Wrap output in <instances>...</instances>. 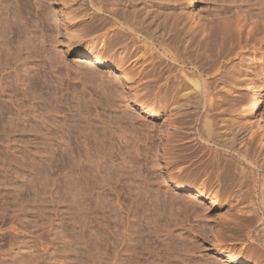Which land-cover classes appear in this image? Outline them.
I'll return each mask as SVG.
<instances>
[{
    "label": "rangeland",
    "instance_id": "1",
    "mask_svg": "<svg viewBox=\"0 0 264 264\" xmlns=\"http://www.w3.org/2000/svg\"><path fill=\"white\" fill-rule=\"evenodd\" d=\"M21 1L22 0H20V1L18 0L17 3H15V2L13 3V1H11L12 5L10 4V6H9V3H10L9 0H8L9 3L2 2V5L0 4L1 5L0 9L3 6H4V8L8 6L7 8L9 9V12L4 10L6 13L2 11L4 8H2V10H0V12H1L0 18H2L0 20L1 21L0 23L2 24V25L0 24V26H1L0 29L2 31H4L1 33V30H0V36L6 35V34L8 35L9 34L8 32H10V34L8 35V37L10 38L8 47H7V45H4L5 47L3 46V44H5V43L2 44V42H4L2 40L6 39V41H7V38H6L7 36L5 37V39L0 37L1 38L0 39V44H1L0 51L3 53V54L1 53L2 57H0V59H2L1 60L2 63L4 62L3 63V65L5 64L4 67L6 66L4 69L7 70L6 72L7 73L9 72L8 74L10 75V76L7 75V73L5 72L4 74H6L9 77H7V76H4V77L5 78L13 77L14 79L16 78L17 80L19 79V82L16 79L15 80L13 79L14 81L12 80V82H11V84H14V82H16V83L18 82L17 84L15 83L17 86L14 84L15 89H14V86H12L13 89L12 88L11 89L13 92L12 91L10 92L11 89L9 90V88H10L9 87V88H7L6 92H4V94L2 95L3 97H1V98L4 100V101L3 100L2 101L4 103H6V105H8L9 101L12 100V102H13V100H14L13 97H16V95H17V99L16 98L15 99L19 100V101L18 102L14 101V102L16 104L17 103L22 104V105L19 104L20 107L18 105H17L18 107H16V105H14L11 102L6 107L4 105V103H2V101L0 100V106H2L3 109L5 108L4 112L7 110L3 114L4 115L7 113L9 114V112H10L9 118H10L11 113L13 114L11 116L13 118H10V119H12L11 121H13V123L16 124L17 129L16 128L15 129L17 130V132H19V133H16V130H14V132L16 134L13 132V124L11 123L10 119L6 117L8 114L5 115V117H4V115H2L3 117L1 116V118H0V130H1V132H0V152H1L0 153V186H1L0 187V195L1 194L2 195L0 196L1 197L0 201L1 200L2 201L0 203V212H1L2 208H4V207L6 208L7 206H9V203L11 206V207L10 206L9 207L12 209L13 202L15 204V208H22V207H23L22 209L25 208L26 209L25 211H27L26 213L28 215V217L26 216V218L27 219L30 218L27 221L28 222H29V220L32 221L33 224H32V222H30L32 224L30 227L31 228L34 227V229H35V231H34L33 228H32L33 230H31L29 228V232H32V233L34 232L35 234L33 233L32 236L34 235L33 238H35V237L37 238V236H39L40 233L42 232L40 230V227L39 228L35 227V225H39L38 222H40V219L38 220V218L41 217V216H39L41 214V208H40V211H37L39 209L40 205H38V203H36L38 209H35L36 207H34V202L28 201L29 199H27V198H28V196L33 195V193H34L32 187L37 188V189L35 188V190H37L36 192L38 194V191L40 189V186H39L40 180H38L39 178L36 180V178H37V176L38 177L40 176V172H42L41 170L44 168V166L49 165V168H50V164H51V166L53 165V167H51L52 169H51V175H50L51 182H52L51 191L54 194L51 193V201L50 202L52 204L49 203L48 211L50 214V219H51V221H53L52 222L53 233L51 234V236H52L51 240H53V242L51 241L52 242V249L50 247V249L48 250V254L44 256L46 258H44V259L41 258L43 260L46 259L45 262L47 264H86V261H88L89 264H102V263L103 264H107V263L108 264H118V263L119 264H132V263L133 264H150V263L151 264H153V263H155V264H177V263L178 264H237L234 262H229V260L231 259V256H230L231 254H229V250L234 249V248L240 250L241 241L235 240L234 237L231 238V233H228V232L227 233L225 232V233L227 235L228 234L230 235V236H228L230 241H228L227 237L224 238V227H225L224 226L225 225L224 219H225V217L226 218H229V216L232 217L231 212H228V214L230 213L229 215L227 214L228 207L224 204V198H222L220 200V202L216 203V204H211V202L208 201L206 198L204 199V197L196 198V200H194V199L189 200L188 199L189 197H187V196H189L190 192L185 191V190H178L177 187H175V180H173V179L176 177L175 176L176 173H177V175L179 174V176H181L183 174L181 176L182 178H185V177L189 178L190 175L192 176L193 172L196 171L194 169V167H193L194 165H192V163L194 162V160L196 161V159L198 157L205 156L204 159H206V158L215 156V154L211 153V150H210V148L213 147L212 144H207L203 140L199 139L198 136H196V132L198 130L201 132V130H200L201 118H200L199 114H201L203 116L205 114H207L210 121L213 123L214 128L216 130H218V132L224 133L225 131H227L228 132L227 139H230L232 137V135L234 134V132L232 131L233 128L234 129L236 127L238 128V126L240 124H242L240 127V129H242L241 133H243L244 138L247 139V137H245V132L247 134V132L249 130L248 129L249 122H246L245 117L242 116V114L240 113L241 112L240 110H242V109L237 108V107H232V104L235 102V100H238V99L239 100L244 99L245 101H247L249 103V101L252 99V97L255 98L256 100H258V98L261 97L264 100V43H260L256 39V32L259 28H261L264 25V20H262V19L256 20V19L250 18L249 17L250 15L248 13V9L250 7L248 9L246 8L249 6L248 4H247L248 6L245 4L246 7H243L244 3H246V1H244V0H243V4H242V0H194V1H192V0H171L174 3V5L177 7V9L182 8V11H183L182 20L184 21V30L181 29L179 31L178 39L189 38V41L186 45L181 44L179 42L177 44H174L173 46H192L193 48L191 49V54H192L193 58H195V54L193 52H194V50H196V48H202L205 46H220L222 48L223 57H224V53H225V56H228V57L225 60H223V62L221 63V70L219 72L224 75V78L229 79L231 76L233 78L232 81L234 83H236L238 86H237L236 92H234L235 94L234 93H224V90L215 92V94H213L211 96V104L208 103V99L210 97L209 98L205 97V99H203L199 102V99L197 97V93L193 89H188V94L185 96V101H186L185 107L187 108L186 110L188 111L186 114V119L192 121L190 123H193L196 126L190 127L183 134V136H184L183 139L185 140V142L182 139V136H181L182 134L179 135L178 133L174 132L173 134L170 135V137L172 136L171 137L172 140L170 139L169 141H172L171 143H177V144L176 145L175 144H170V145L168 144L167 145V142L165 143L166 137L163 133V128H164L166 122L168 121L169 117L168 118L166 117V115H165L166 113L163 112L164 109L161 110L162 106L160 105V102L162 104H164L165 103L164 101L166 100V98H167V103H169L172 100L173 83L171 80L174 77V75L179 74V72L177 70V66L174 65L170 61L169 58L165 57L162 54V51L158 45L153 44V46H149V45L147 46V45H144L142 42H140L138 39L137 43H135L134 46H127V50H126V53L124 54V56L115 55L114 59H113L111 57V52H110V51H112L111 50L112 46L110 47L108 44L109 42H108L107 43L108 45L104 46L105 58L110 59V60H108L107 65L89 66L86 64V61H88V59H90V55L88 53H86V55H77L71 48H69V47H73V48H77L80 50H82V49L84 50L85 46H78L80 39L82 37V36H80L81 35L80 33L82 32V28H81V30H79L80 29L79 27H83V25H81V24H83V23H81L83 21L79 20V18H75L73 28L76 25H79V27L76 26V28L78 27L77 29L75 28L78 31L75 33V31H76L75 30L73 33L75 35L73 36V34H72V36L69 37L71 34L68 33V29H66V27H65L66 26L65 25L66 24V18H64L63 12H61L62 10L60 9L61 8L60 7V0H39L40 3H38L39 2L38 0H24L25 3L23 1L22 2ZM64 1H66L65 3H67L68 4L67 6L70 7L69 10L74 9V13L72 12L70 14L71 16L74 17L77 13H79V11H81L82 8L79 5L80 2L75 4L76 0H74V2H73V0H70V1L64 0ZM257 1L255 0V3ZM263 1L264 0H261V2L258 3L259 6H261L260 3H262ZM70 2H72V3H70ZM139 2L140 1H133L130 5H128L126 7V14L129 16V18L130 17H136V19L138 21H142L143 19H145L146 14H145V12L142 11L141 6L139 5ZM251 2L253 4L254 0H251ZM255 3L253 5L254 7H256ZM38 4H39V6H38ZM16 7H18V8H16ZM24 7H26V8L24 9ZM78 7H79V9H77ZM254 7H252V8H254ZM246 9H247V11H246ZM75 10H78V11H75ZM71 11H73V10H71ZM150 11H153V10H150ZM53 12H55V14ZM159 12L163 13V8ZM8 13H10V14H8ZM16 14L19 16L17 17ZM20 14L23 16L21 17ZM1 15H2V17H1ZM3 15L5 17L6 16L7 17L5 18ZM13 15H15V16H13ZM15 17H17L18 19L22 18L20 20V23H18L19 20L16 21L17 19ZM21 21H23V22H21ZM224 21L227 22L228 24H230V26H231L230 32L225 33V34L221 30L217 31L218 25L222 24ZM79 22L81 24H78ZM237 22L240 23V26L235 28ZM19 24H22L23 26L19 25ZM252 24H254L253 30L248 35L247 34V32H248L247 26L252 25ZM14 25H15V27L13 28ZM25 25H26V27H25ZM2 26H3V28H2ZM20 26H21V28H20ZM57 26L60 28H58ZM8 27L10 29L11 28L12 29L8 30L9 29ZM203 28L209 29L207 36H210L211 34H215V35L217 34V36H218L217 42L218 43H216L215 45H210L209 41H208V37L205 39L202 38L201 35H202V29ZM64 29L67 30V32L64 31ZM237 30H240V31H237ZM14 31H15V33H14ZM11 32L14 34V36ZM28 34H30V35H28ZM14 37L17 39L14 40L15 39ZM72 37H74L73 38L74 40L72 43L73 46H68V40ZM67 38H68V40H67ZM19 40H21V43ZM14 42H16V43H14ZM6 43H8V42H6ZM19 43H20V45H19ZM33 45H35V46H33ZM6 47H7V50H6ZM109 47H110V49H109ZM2 48H5V49H3L4 51L2 50ZM95 49H98V47L94 46L92 50H95ZM202 50H203V48H202ZM13 52L15 53V55ZM210 53H211L210 55L213 58H216L215 52L211 51ZM9 54H11V56ZM253 55L255 57L258 56L260 61L257 60V63H255V64L248 63V59L253 57ZM8 57H9V59H8ZM3 58H5V59H3ZM18 58H20V59H18ZM10 60H11V62H10ZM7 66H9V67H7ZM12 67H14V68H12ZM8 68H9V70H8ZM12 69H14V70H12ZM185 70H186V67H185ZM187 70H190V68H187ZM169 71L171 72V76L168 77L167 86L165 87V88H167L168 91H167V93L162 94L161 85L164 82V77H166L168 75ZM14 72L16 74H13ZM162 73H163V77L161 76ZM124 74H126L130 78L129 82L127 81V78L125 76H123ZM13 75L16 77H14ZM23 75H25V76H23ZM209 75H210L208 77L209 82L214 83L215 80H212V79L217 78L218 73L214 72V73H210ZM11 79H9V80H11ZM5 81H6V79H5ZM131 83L133 85H135L136 88L132 87L133 85H131ZM247 85L252 86L255 89L256 93L252 94L250 91L246 90ZM182 86H183V88L187 87V84L185 81H182ZM16 88H17V90H16ZM18 88H20V89H18ZM14 90H16V91L14 92ZM39 90H40V92H39ZM7 91L10 92L12 95L10 93L8 94ZM33 92H35V93H33ZM24 94H26V95H24ZM31 95H32V97H31ZM162 95H163L165 100L163 99ZM164 95H166V97ZM23 96H25L24 97L25 99L22 98ZM11 97H12V99H11ZM47 98H49V99H47ZM161 98L163 101L160 100ZM28 99H30V100H28ZM59 101H60V103H59ZM31 103H32V105H31ZM47 103L50 105L51 108L49 106H47L48 105ZM148 103H150V106H151L150 108H152L151 112H150V110H147V109L143 110V107H144L143 105L148 104ZM248 103H245L244 105L247 106ZM10 105H12L11 108H10ZM23 105L25 108L23 107ZM14 106L16 108H14ZM58 106H60V107H58ZM45 107H48V108L46 109ZM17 108H19V109L15 110ZM21 108H23L24 111ZM43 108H45L46 110L45 109L44 110L46 112H49V113H45ZM230 108L232 110H230ZM248 108H249V105H248ZM28 109L34 110V111L31 110V113L33 112L34 115L36 113L35 116H37L38 118L35 117L33 114L31 115V113L29 112L30 110H28ZM232 111H233V113H232ZM27 112H29V113H27ZM260 112L264 118V115H263L264 114V101H263L262 109L260 110ZM14 113H17L16 116L14 115ZM24 113H25L27 119L25 118ZM18 114H22L24 116V119H23V116H22V118L20 117L21 115H19V117H20V119H19V117L17 116ZM76 114H78V115H76ZM29 115H31L32 118L30 116V119H29ZM42 115L44 117H46V115H47V118H45L46 120H44V118L41 119V117H43ZM14 116L18 117V118L15 119ZM49 117H51V118L49 119ZM33 118H34V120H32ZM30 120L32 121V123ZM41 120H44L46 122L48 121V123L50 125L48 126V123L46 124L44 121H42V122H43V124L45 123L44 124L45 126H43V124L41 125ZM55 120H57V121H55ZM175 120L178 121V117ZM21 121H22L23 125L25 124L24 127L21 126L22 125V123H20ZM33 122L35 124H33ZM5 123H7V124H5ZM37 123H39V124H37ZM31 124L33 125L34 129H32ZM1 125H2V127H1ZM46 125H47L48 130L45 129ZM87 125H89L88 126L89 128L87 127ZM135 125H136V127H134ZM137 125H138V127H137ZM38 126L40 127L39 129H38ZM140 126L142 129L140 128ZM98 127H99V129H98ZM103 127L104 128L106 127V128L104 129ZM107 127H108V130H106ZM243 127L246 129H244ZM22 128L27 129L28 131L23 130L25 132H22ZM93 128L94 129L96 128V130H94ZM125 128L127 130H130V131H127ZM144 128H146V129H144ZM197 128H198V130H197ZM8 129H9V131H8ZM81 129H82V131H80ZM29 130H32V132ZM100 130H102V131H100ZM141 130H143V131L141 132ZM5 131L9 133L8 137L11 138L10 141H9V138L6 137L7 135L5 136V134H7V133H4ZM39 131H41V132L39 133ZM83 131L87 134H85ZM93 131H94V133H93ZM99 131L101 133L102 132L103 133L100 134ZM123 131H124L125 135H124ZM42 132H43V136H41V135L38 136ZM44 132L46 133V135ZM62 132H63V134H62ZM11 133H14V134H11ZM96 133H97V135H96ZM142 133H143V135H142ZM146 134H147V137H146ZM175 134H178V136L180 137V138H178L179 141H177L178 140L177 135H175ZM44 135L46 138H48L47 136H49V139H43ZM83 135H86V136H83ZM92 135L96 139L98 137L97 140L95 139V142L93 140L94 137ZM139 135L140 136L142 135V136L140 137ZM58 136L60 137V139ZM120 136H123V137H120ZM83 137H84V139H83ZM85 137H87V138H85ZM175 137H176V139H175ZM257 137H258V135H256V134L253 135V139H255ZM6 138H8V139H6ZM62 138L64 139V141L62 140ZM65 138H66V141H65ZM119 138H122V139H119ZM42 139H43V142H42ZM99 139H102V140H99ZM180 139H182L181 141H183V142H180ZM238 139L239 138H237V140ZM46 140L50 141V142H45ZM175 140L177 142H175ZM35 141L37 144L35 143ZM63 142H67V143H63ZM46 143H49L50 145L49 144L45 145ZM168 143H170V142H168ZM64 144L66 147L64 146ZM66 144L68 145V148H67ZM100 144H101V146H100ZM103 144H105L106 147ZM38 145H40V146H38ZM42 145H43V147H42ZM128 145H130L131 147ZM6 146H9V147H6ZM44 146L46 149L48 148L47 150L51 149L54 151V152L53 151L51 152V150H49L48 156L51 155V157H48L49 159L47 161L44 160V159H46L44 156H43L44 159L43 158L41 159V157H42L41 153H43L44 151L47 152V150L44 148ZM88 147H89V149H87ZM43 148H44V151L42 150ZM55 148H56V150H55ZM98 149H100V150L98 151ZM163 149H165V151L168 152V154L166 155L167 157L164 156L166 154V152L164 153ZM218 149H219V151H222L221 147H219ZM123 150H124V152H123ZM60 151H61V154H60ZM65 151H67V152H65ZM81 152H84V153H81ZM44 155H45V153H44ZM55 155H58V156H55ZM59 155H61V156H59ZM103 155L105 156V158ZM146 155H148V156H146ZM188 156H194V158H191L192 160L191 159L189 160L190 165H192V166H190L188 164ZM91 157H93V158L95 157V158L93 159ZM99 157L101 159H99ZM69 158L70 159L73 158V159L70 160ZM183 158H185V159H183ZM81 159H82V161H81ZM85 159L87 160L86 162L84 161ZM92 159H93V161H92ZM14 160L16 162H14ZM42 160H44V161H42ZM112 160H113V162H112ZM177 160L179 161V163L176 162ZM180 160L183 161L182 165L185 167H183L181 165ZM73 161H74V164H73ZM78 161H80L81 164H83V166L85 167V170H83L84 167L81 166L80 162H78ZM191 161H193V162H191ZM95 162H96V164H95ZM135 162H137V163H135ZM147 162H149V163H147ZM78 163L82 169L80 168L79 165L78 166L75 165ZM183 163L186 165H184ZM61 164H62V166H61ZM154 165H155V167H154ZM176 165H178L176 167L178 169L173 168ZM31 166H32V168H31ZM90 166H92V167L94 166V168H92ZM197 166H200V163ZM27 167H29L30 169ZM41 167H42V169H41ZM62 167L64 169L67 168V170H64ZM11 168H12L13 172H12ZM170 168L172 169V171ZM179 168L181 170H179ZM182 168H183V170H182ZM53 169L55 170L54 172H53ZM57 169L58 170L60 169V170L58 171ZM79 169H80V171H79ZM56 170H57V172H56ZM61 170H62V172H61ZM82 170L84 171L85 175L83 174ZM176 171H178V172H176ZM107 172H108V174H107ZM197 172L198 171H196L195 173H197ZM11 173H13V174H11ZM14 173H17V176H16V174L14 175ZM66 173H69V174L67 175ZM110 173H112V174H110ZM36 174H37V176H36ZM65 174H66V176H65ZM71 174L74 176V178L72 177ZM187 174H188V176H187ZM69 175H71V176H69ZM110 175L113 178L110 177ZM169 175L170 176L172 175L171 178ZM32 176H35V177H32ZM80 176L83 178H81ZM173 176H175V177H173ZM54 177H56V178H54ZM67 177H69V178H67ZM84 178H86V180H84ZM100 178H102V179H100ZM26 179H28L29 181L28 180L26 181ZM32 179L36 180L37 182L39 181L38 184L36 181H34V182H36L37 185L35 184V186H33L32 185L33 183H31V181H33ZM73 179H74V181H73ZM75 179L78 181L77 182L78 185L81 184V188L78 187L79 188L78 190L76 187L78 185L77 184L73 185L74 183H76ZM78 179H81L84 182H86L87 186L84 187L85 183L81 180H78ZM27 182H30V183H27ZM72 182H73V184H72ZM17 183L19 184V187L21 184V188H22L20 190L21 192L20 191L18 192L21 196L18 195L17 193H15V191L17 192V187H18ZM94 183H96L98 185H96ZM12 184H14L13 185L14 187L16 184V186H17V187H15L16 190L14 189ZM137 187L139 190H137ZM26 188L30 192L29 191L27 192ZM56 189H59V190H56ZM13 190H15V191H13ZM83 190H84V192H83ZM56 191L57 192L59 191L60 193L58 192L57 195H55ZM62 191H63V193H62ZM71 191H73V192L76 191L77 193L74 192V193H76V194H74ZM96 191H98V192H96ZM145 191H146V194H145ZM6 192H7V194H6ZM140 192H141V194H140ZM17 195L22 197V198H26V199H24V202H25L24 205H22V203H24L22 198L16 199ZM69 195H70V197H68ZM73 195H75V196H73ZM190 195H192V194H190ZM99 196H101V197H99ZM103 196H105V197L103 198ZM147 196H149V197H147ZM96 197L98 198V200L100 202L96 199ZM155 197L157 198V200L155 199ZM3 198H6L5 201H7V202H5ZM19 200L20 201L22 200V202H20ZM54 200H56V202ZM3 201L5 202V204L8 203L7 206L5 204H4L5 206H2V204L4 203ZM95 201H96V203H95ZM117 202H118V204H117ZM176 202H179V205H183V208L181 209L180 207H178L179 205L177 206ZM85 203H87V204L85 205ZM102 203L104 204L103 205L104 208L102 206ZM100 204H101V206H100ZM31 205H32V207H31ZM141 205L142 206L144 205L146 208L144 206H143L144 207L143 208ZM169 205L170 206L174 205V206L168 207ZM85 206H87V207H85ZM147 206H148V208H147ZM175 206L178 208H175V210H174ZM9 207H8V211H9ZM31 208L34 209V211L30 210ZM141 208H142V210H141ZM150 208H151V210H150ZM171 208H173V209L171 210ZM184 208H186L187 211ZM110 209H111V211H110ZM176 209H177V211H176ZM183 209L185 210V213L187 215L183 213L184 212ZM102 210H104V211H102ZM147 210H148V212H147ZM182 210H183V212H182ZM205 210H207V211H205ZM10 211H9V213H10ZM80 211H82V212H80ZM101 212H102V214H101ZM144 212L146 214H144ZM156 212L158 214H156ZM181 213L184 216H182ZM35 214H39V215L35 216ZM107 214L108 215L110 214L112 217L110 215L108 217ZM149 214H151V215H149ZM190 214H191V216H190ZM198 214L201 215L200 218L196 217V215L200 216ZM226 214L228 217L226 216ZM113 216H114V218H113ZM128 216L131 219L134 217L133 220L128 218ZM7 217H8V215H5L3 217L0 215V236H1L0 237V244H1L0 245V251H6L5 249L8 248L5 238L7 237V234H8L7 232L10 230V228H8V227L11 225V219H10V217H8V219H7ZM34 217H37V219L35 218L37 221H35V219H33ZM104 217H106V218H104ZM177 217H178V219H177ZM26 218H24L25 223L27 222ZM193 218H194V220H193ZM201 218L206 219V220H200ZM107 219H109V220H107ZM162 219H164L163 220L164 222L162 221ZM186 219H188V220L186 221ZM229 219L231 220V218H229ZM104 220L106 221V223ZM112 220H113V222H112ZM122 220H124V224H123ZM230 220H227V222L230 223L232 221V220L231 221ZM93 221H95V222H93ZM109 222L112 225H109ZM155 222L158 223V225ZM4 223H6V224H4ZM30 223H29V225H30ZM102 223H104V224H102ZM113 223L115 225L118 224L119 226L116 227L117 225L115 226V225H113ZM100 224H101V226H100ZM149 224H150V226H149ZM154 224H156V225H154ZM84 225H85V227H83ZM120 225H122V226H120ZM103 227H104V229H103ZM106 227H108V228H106ZM128 227H130V228H128ZM111 228H112V230H111ZM153 228L155 229L154 231H156V232L153 231ZM159 228L161 231L160 230L158 231ZM5 229H6V231H5ZM7 229H9V230H7ZM72 229H74L75 231ZM87 229H88V231H87ZM106 229H107V231H106ZM109 230H111V231L109 232ZM128 230H130V231H128ZM95 231L98 233H95ZM108 232H109V234H108ZM115 232H116V234H115ZM54 233H55V235H54ZM125 233L130 235V238H129V236L127 237L129 239H125L127 236V234H125ZM136 233H138V234L136 235ZM168 234H170V235H168ZM95 235L96 236L98 235L99 238L96 237ZM120 235H122V236H120ZM143 235L145 237H143ZM262 235H264V233H262ZM85 236H88V237H85ZM133 237L135 240L133 239ZM36 238L34 239L35 244L38 243L37 245H39L40 239L37 238V240H36ZM83 238H85V239H83ZM111 239L112 240L116 239V240L115 241L113 240V242H112ZM123 239H125V240H123ZM126 240L129 241L130 245L127 242H124ZM91 241H93V242H91ZM132 241H135L134 244L136 243L137 247H136V245H133ZM154 241H156V242H154ZM4 242H5L6 246H5V244H2ZM97 242H99V243H97ZM101 242H103V243H101ZM96 244L97 245L100 244L98 246V248H97ZM142 244H144V246ZM248 244H250V245H248ZM251 244H253V245H251ZM254 244H257V243H255L253 241H251V243H248V242L245 243L244 242L242 244L243 246H241L242 249H241L240 253L245 255V254H247V252H251V250H252V253L254 255V253L257 251L256 252L257 254L255 253L254 256H256V258L257 257L260 258L262 256V254H264V243L259 245V247H258L259 249L256 248L257 245L255 247ZM123 245H124V247H123ZM132 245L135 246L136 248L132 247ZM231 245L233 246V248ZM102 246H103V248H102ZM186 246L190 247V248H187ZM244 246L247 248H245ZM2 247H4V248H2ZM249 247L252 249H250ZM117 248L118 249L121 248V249L118 250ZM133 248H135V249H133ZM1 249H3V250H1ZM192 249L193 250L195 249V250L193 251ZM96 250H99L100 253H104L103 250H105V253L102 255ZM114 250H116V251H114ZM127 250H130V251L133 250V251L130 252ZM135 251L137 253H135ZM112 252L115 254H113ZM148 252H149V254H148ZM179 252H180V255H179ZM95 253H96V255H95ZM227 254H229V255H227ZM248 254H250V253H248ZM106 255H107V257H106ZM114 255H115V257H114ZM153 255H156V256H153ZM119 256H120V258H119ZM130 256H131V258H130ZM180 256H181V258H180ZM117 257H118V260H116ZM262 257L264 259V255ZM37 258L39 260H36L37 263H35V264H41V263L46 264L43 260L41 261V259L39 257H37ZM84 258H85V261H84ZM98 259L99 260L101 259V261H99ZM126 259H128V260H126ZM109 260H110V262H109ZM260 260H262V259H260ZM117 261H118V263H116ZM2 264H7V262H4ZM250 264H254V262L253 263L250 262Z\"/></svg>",
    "mask_w": 264,
    "mask_h": 264
},
{
    "label": "bare ground",
    "instance_id": "2",
    "mask_svg": "<svg viewBox=\"0 0 264 264\" xmlns=\"http://www.w3.org/2000/svg\"><path fill=\"white\" fill-rule=\"evenodd\" d=\"M11 1H13V3L15 2V3H17V1L18 0H11ZM10 0H9V2H8V0H0V4L2 5V2H7V3H9V6H10V4L12 3ZM20 1V0H19ZM23 2H24V0H22ZM21 1V2H22ZM39 1V0H38ZM70 1V0H69ZM133 1H140L139 2V5L141 6V9H142V11L143 12H145V19H143L142 21H138L137 19H136V17H130L129 18V16L126 14V7L128 6V5H130ZM192 1H194V0H192ZM244 1H246V3H244V6L243 7H246L245 6V4L248 6V7H246L247 9H248V13H249V17L250 18H252V19H256V20H258V19H262V20H264V1L262 2V3H260V5L261 6H259V2H261V0L259 1H257L256 3L258 4H256L255 3V0H254V2H253V4H252V2H251V0H244ZM27 2V1H26ZM66 1H64V0H60V9L62 10L61 12H63V14H64V18H66V29H68V33H70L69 35V37H71L72 36V34L74 33V31L79 27V25H76V26H78L77 28H76V26L73 28V25H74V21H75V18H79V20H81V21H83V22H81V23H83V24H81L80 22L78 23V24H81V25H83V27H79L80 29L79 30H81V28H82V32L80 33L81 35L80 36H82L81 37V39H80V42H79V45L78 46H85L84 47V50L82 49V50H80V49H77V48H73V47H69V48H71L77 55H86V53H88L89 55H90V59H88V61H86V64L87 65H89V66H94V65H107V63H108V60H110V59H106L105 58V51H104V46H107L108 44H109V46L111 47V50L112 51H110L111 52V57L114 59V56L115 55H119V56H124V54L126 53V50H127V46H134L135 45V43H137V41H138V39H139V41L140 42H142L144 45H149V46H153V44L154 45H158L159 47H160V49H161V51H162V54L165 56V57H167V58H169L170 59V61L174 64V65H176L177 66V70H178V72H179V74H177V75H174V77L172 78V83H173V95H172V100L169 102V103H167V98H166V100L164 99V97H163V95H162V97H163V99L165 100L163 103L164 104H162L160 101V105L162 106V109L161 110H163L164 109V111L163 112H165L166 114V117L168 118L169 117V119H168V121L166 122V124H165V126H164V128H163V133H164V135H165V139H166V141H165V143L167 142V145L169 144H177V143H171L172 141H169L170 139H171V137H170V135L171 134H173L174 132H176V133H178L179 135H181L182 136V139H183V134L186 132V130L187 129H189L190 127H193V126H196V125H194L193 123H190V122H192V121H190V120H187L186 119V114H187V108L185 107V105H186V101H185V96L188 94V89H193L196 93H197V97H198V99H199V102L201 101V100H203V99H205V97L207 98H209L208 99V103L209 104H211V96L213 95V94H215V92H218V91H222V90H224V93H234V92H236V90H237V84L236 83H234L232 80H233V78L230 76V78L229 79H227V78H224V75L222 74V73H220L219 71L221 70V63L223 62V60H225L228 56H225V53H224V57H223V52H222V48L220 47V46H205V47H202L203 48V50H202V48H196V50H194V54H195V58H193L192 57V54H191V49L193 48L192 46H173L174 44H177V43H181V44H187L188 43V41H189V38H181V39H178V33H179V31L182 29V30H184V21L182 20V14H183V11H182V8H180V9H177V7L174 5V3L171 1V0H76L75 2V4H77L78 2H80L79 3V5L81 6V11H79V13H77L76 15L78 16H71L70 14L73 12L74 13V9H70L69 10V6H67L68 4L67 3H65ZM73 2H74V0H73ZM20 3V2H19ZM25 3V2H24ZM38 3H40V1L38 2ZM70 3H72V2H70ZM254 3H255V5H256V7H254L253 5H254ZM242 4H243V0H242ZM0 5V6H1ZM8 5V4H7ZM6 5V6H7ZM12 5V4H11ZM18 5V4H17ZM21 5V4H20ZM19 5V6H20ZM23 5V4H22ZM25 5V4H24ZM38 6H39V4H38ZM260 8H259V7ZM8 7V6H7ZM7 7H5L4 8V6L3 7H1V9L0 10H2V8H4L2 11L3 12H5V11H7V12H9V9L7 8ZM14 7V6H13ZM22 7V6H21ZM252 7H254V8H252ZM16 8H18V7H16ZM26 7H24V9H25ZM163 8V13H160L159 11L161 10ZM257 8V9H256ZM11 9V8H10ZM21 9V8H20ZM77 9H79V7L77 8ZM247 9H246V11H247ZM5 10V11H4ZM12 10V9H11ZM71 10H73V11H71ZM150 10H153V11H150ZM52 11V10H51ZM75 11H78V10H75ZM256 11V12H255ZM15 12V11H14ZM1 13V12H0ZM6 13V12H5ZM19 13V12H18ZM21 13V12H20ZM54 14H55V12H53ZM8 14H10V13H8ZM7 14V15H8ZM17 15V14H16ZM21 15V14H20ZM48 15V14H47ZM4 16V15H3ZM12 16V15H11ZM13 16H15V15H13ZM19 15H17V17H18ZM23 15H21V17H22ZM49 16V15H48ZM1 17H2V15H1ZM5 17V16H4ZM7 17V16H6ZM5 17V18H6ZM17 17H15L16 19V21H18V23H20V20L22 19H18ZM54 17V16H53ZM2 18H0V20H1ZM4 19V18H3ZM11 19V18H10ZM53 19V18H52ZM7 20V19H6ZM24 20V19H23ZM5 21V20H4ZM11 21V20H10ZM9 21V22H10ZM1 22V21H0ZM3 22V21H2ZM6 22V21H5ZM21 22H23V21H21ZM77 22V21H76ZM7 23V22H6ZM17 23V24H18ZM1 24V23H0ZM2 25V24H1ZM5 25V24H4ZM3 25V26H4ZM9 25V24H8ZM19 25H22V24H19ZM253 25L254 24H252V25H249V26H247V34L249 35V33H251L252 32V30H253ZM263 25V24H262ZM3 26H2V28H3ZM23 26V25H22ZM55 26V25H54ZM240 26V23H238L237 22V24H236V26H235V28H237V27H239ZM1 27V26H0ZM15 27V25L13 26V28ZM25 27H26V25H25ZM58 27V26H57ZM9 28V27H8ZM17 28V27H16ZM20 28H21V26H20ZM58 28H60V27H58ZM76 28V29H75ZM218 29H217V31H222V32H224V34L225 33H229L230 32V30H231V26H230V24H228L227 22H223L222 24H220V25H218V27H217ZM7 29V28H6ZM12 29V28H11ZM10 28L8 29V30H11ZM57 29V28H56ZM1 30V29H0ZM23 30V29H22ZM28 30V29H27ZM26 30V31H27ZM13 31V30H12ZM31 31V30H30ZM64 31H66L67 32V30H65L64 29ZM78 30H76L75 31V33L77 32ZM208 31H209V29L208 28H203L202 29V35H201V37L202 38H207L208 37V41H209V44L210 45H215L216 43H218L217 41H218V36H217V34L215 35V34H211L210 36H207L208 35ZM237 31H240V30H237ZM2 32H4V31H2L1 30V33ZM65 32V33H66ZM9 34H10V32H8ZM12 33V32H11ZM14 33H15V31H14ZM25 33V32H24ZM31 33V32H30ZM67 33V34H68ZM79 33V32H78ZM8 34V35H9ZM13 34V33H12ZM3 35V34H2ZM8 35L6 34V35H3V36H0V37H2V38H4L5 39V37L7 38V41H6V39L5 40H2V41H4V42H2V44L3 43H5V44H3V46L4 45H7V47H8V44H9V40H10V38L8 37ZM26 35V34H25ZM28 35H30V34H28ZM75 34H73V36H74ZM77 35V34H76ZM187 35V34H186ZM13 36H14V34H13ZM78 36V35H77ZM206 36V37H205ZM11 37V36H10ZM9 38V39H8ZM15 38V37H14ZM13 38V39H14ZM36 38V37H35ZM74 37H72V38H70L69 40H68V38H67V40H68V46H73L72 45V43H73V39ZM1 39V38H0ZM17 38H15L14 40H16ZM256 39L260 42V43H264V25L261 27V28H259L258 30H257V32H256ZM29 40V39H28ZM20 41V43H21V40H19ZM31 41V40H30ZM6 42H8V43H6ZM42 42V41H41ZM109 42V43H108ZM14 43H16V42H14ZM20 43H19V45H20ZM108 43V44H107ZM225 45V44H224ZM0 46H1V44H0ZM13 46V45H12ZM15 46V45H14ZM27 46V45H26ZM33 46H35V45H33ZM38 46V45H37ZM94 46H97L98 47V49H95V50H92L93 49V47ZM5 47V46H4ZM7 47H6V50H7ZM10 47V46H9ZM110 47H109V49H110ZM18 48V47H17ZM22 48V47H21ZM3 49H5V48H2V50ZM12 49V48H11ZM25 49V48H24ZM10 50V49H9ZM21 50V49H20ZM26 50V49H25ZM4 51V50H3ZM15 51V50H14ZM19 51V50H18ZM211 51H213V52H215L216 53V58H213L210 54V52ZM20 52V51H19ZM22 52V51H21ZM1 51H0V57H2L1 56ZM10 53V52H9ZM14 53V52H13ZM3 54V53H2ZM6 55V54H5ZM4 55V56H5ZM10 56H11V54H9ZM14 55H15V53H14ZM14 57V56H13ZM16 57V56H15ZM110 57V58H111ZM258 57V56H257ZM257 57H255L254 55H253V57H251V58H249L248 59V63H251V64H255V63H257V60H259V57L257 58ZM261 57V56H260ZM6 58V57H5ZM5 58H3V59H5ZM17 58V57H16ZM111 58V59H112ZM8 59H9V57H8ZM11 59V58H10ZM18 59H20V58H18ZM22 59V58H21ZM2 59H0V100L2 101L3 99L1 98V97H3L2 95L4 94V92H6V90H7V88H9V90L12 88L13 89V87L12 86H14V89H15V85L19 82V79L17 80L16 78V80L18 81L17 83L16 82H14V84H11V82H12V80L14 79L13 77H11V78H5L4 76H7V75H9L6 71L7 70H5L4 68L6 67H4V65H3V63H2V61H1ZM4 61V60H3ZM7 61V60H6ZM16 61V60H15ZM14 61V62H15ZM25 61V60H24ZM206 61V62H205ZM260 61V60H259ZM10 62H11V60H10ZM26 62V61H25ZM7 63V62H6ZM16 63V62H15ZM11 64V63H10ZM9 64V65H10ZM12 65V64H11ZM15 65V64H14ZM7 67H9V66H7ZM22 67V66H21ZM185 67H186V70H185ZM12 68H14V67H12ZM187 68H190V70H187ZM11 69V68H10ZM26 69V68H25ZM5 70V71H4ZM8 70H9V68H8ZM12 70H14V69H12ZM11 70V71H12ZM7 73V75L6 74H4V73ZM24 72V71H23ZM214 72H217L218 73V77L217 78H214V79H212V80H215L214 81V83H210L209 82V79H208V77L210 76L209 74L210 73H214ZM4 74V75H3ZM13 74H16L15 72L13 73ZM91 75V74H90ZM10 76V75H9ZM9 76H7V77H9ZM14 76V75H13ZM23 76H25V75H23ZM123 76H125L126 78H127V81L129 82L130 81V78L126 75V74H124ZM161 76L163 77V73L161 74ZM171 76V72L169 71V73H168V75L166 76V77H164V82L162 83V85H161V91H162V94H164V93H167V88H165L166 86H167V81H168V77H170ZM14 77H16V76H14ZM26 78V77H25ZM5 79H6V81H5ZM8 79V80H7ZM9 79H11V80H9ZM14 79V80H15ZM29 79V78H28ZM13 80V81H14ZM9 81V82H8ZM182 81H185L186 82V84H187V87L186 88H183V86H182ZM217 81V82H216ZM10 83V84H9ZM26 84V83H25ZM24 85V84H23ZM38 85V84H37ZM131 85H133L132 83H131ZM213 85V86H212ZM17 86V85H16ZM19 86V85H18ZM26 86V85H25ZM20 87V86H19ZM36 87V86H35ZM38 87V86H37ZM132 87H134V88H136V86L135 85H133ZM12 89L10 90V92L12 91ZM18 89H20V88H18ZM8 90V91H9ZM16 90H17V88H16ZM16 90H14V92L16 91ZM24 90V89H23ZM30 90V89H29ZM246 90H248V91H250L252 94H255L256 93V91H255V89L252 87V86H250V85H247L246 86ZM7 91V92H8ZM28 91V90H27ZM10 92H8V94L10 93ZM13 92V91H12ZM29 92V91H28ZM27 92V93H28ZM31 92V91H30ZM36 92V91H35ZM35 92H33V93H35ZM38 92V91H37ZM39 92H40V90H39ZM25 93V92H24ZM11 94V93H10ZM18 94V93H17ZM31 94V93H30ZM40 94V93H39ZM235 94V93H234ZM12 95V94H11ZM15 95V94H14ZM23 95V94H22ZM24 95H26V94H24ZM41 95V94H40ZM181 95V96H180ZM165 97H166V95H164ZM25 96H23L22 98H24ZM31 97H32V95H31ZM17 99V95H16V97H13V102H12V100L11 101H9V103H13L14 105H16V107H20V105H22L21 103H15L14 101H19V100H16ZM19 98V97H18ZM29 98V97H28ZM11 99H12V97H11ZM25 99V98H24ZM46 99V98H45ZM47 99H49V98H47ZM52 99V98H51ZM237 99V98H236ZM27 100V99H26ZM28 100H30V99H28ZM160 100H162V98L160 99ZM4 101V100H3ZM2 101V103H4ZM35 101V100H34ZM163 101V100H162ZM263 99L260 97V98H258V100H256L255 98H253L252 97V99L249 101V103L247 102V101H245L244 99L243 100H235V102L232 104V107H237V108H241L242 110H240L241 112V114H242V116H244L245 117V120H246V122H249V127H248V132H247V134H246V132H245V137H247V139H245L244 138V135H243V133H241V130L242 129H240V127H241V125L242 124H240L239 126H238V128L236 127L235 129L233 128V132H234V134L232 135V137L230 138V139H227V136H228V132L227 131H225L224 133H220V132H218V130H216L215 128H214V125H213V123L210 121V119H209V117H208V115L207 114H205L204 116L203 115H201V114H199V116H200V118H201V124H200V130H201V132L198 130V128H197V132H196V136H198V138L199 139H201V140H203L205 143H207V144H212V148H210V150H211V153H213V154H215V156L214 157H209V158H206V159H204L205 158V156H200V157H198L197 159H196V161L194 160V162L193 161H191V162H193L192 163V165H194L193 167H194V169L196 170V171H198L197 173H195V172H193V175L191 176H189V178L187 179L186 177L185 178H182L181 176L183 175H181V176H179V174L177 175V173L175 174V176H173V177H175L173 180H175V187H177V189L178 190H185V191H189L190 192V194H192V195H190L189 194V196H187V197H189L188 199L190 200V199H194V200H196V198H200V197H204V199L206 198L208 201H210L211 202V204H216V203H219L220 202V200L222 199V198H224V204L228 207V210H227V214H228V212H231V216L232 217H230L229 216V218H231V220L233 221H231L229 218H226L225 217V219H224V238L225 237H227L228 238V236H230L229 234L227 235L226 233L228 232V233H231V238L232 237H234V239L235 240H240L241 241V244H240V250H238V249H236V248H234V249H231V250H229V254H231L230 256H231V261L229 260V262H234V263H237V264H250V262H254V264H264V259H263V255L264 254H262V256L259 258V257H257L256 258V256H254L255 255V253L257 252H255L254 253V255H253V253H252V250H251V252H247V254H241L240 253V251H241V249H242V247L241 246H243L242 244L245 242V243H251V241H253V242H255V243H257V244H254L255 245V247H256V245H257V247L256 248H258L259 247V245L260 244H263L264 243V235H262V233H264V118H263V116L261 115V112H260V110L262 109V105H263ZM23 102V101H22ZM43 102V101H42ZM49 102V101H48ZM9 103H8V105H9ZM24 103V102H23ZM45 103V102H44ZM57 103V102H56ZM59 103H60V101H59ZM245 103H248V105H249V108H248V105L246 106V105H244ZM20 104V105H19ZM48 104V103H47ZM4 105L7 107L8 105H6V103H4ZM3 105V106H4ZM18 105V106H17ZM29 105V104H28ZM31 105H32V103H31ZM46 105V104H45ZM244 105V106H243ZM11 106L12 105H10V108H11ZM47 106H49L50 107V105L48 104ZM144 107H143V110L144 109H147V110H150V112L152 111V108H150L151 106H150V103H148V104H145V105H143ZM15 106H14V108H16ZM23 107H24V105H23ZM41 107V106H40ZM58 107H60V106H58ZM142 107V106H141ZM9 108V107H8ZM13 108V107H12ZM25 108V107H24ZM29 108V107H28ZM46 109L48 108V107H45ZM45 108H43V110L45 109ZM51 108V107H50ZM54 108V107H53ZM5 109V108H4ZM4 109H3V107L2 106H0V118H1V116L2 115H4L3 113H5L4 112ZM19 108H17V109H15V110H18ZM21 109H23V108H21ZM20 109V110H21ZM37 109V108H36ZM42 109V108H41ZM45 109V110H46ZM58 109V108H57ZM235 109V108H234ZM28 110H30V109H28ZM32 110V109H31ZM31 110L29 111L30 113H31ZM44 110V112L45 113H49V112H46ZM50 110V109H49ZM55 110V109H54ZM230 110H232L231 108H230ZM22 111V110H21ZM23 111H24V109H23ZM32 111H34V110H32ZM57 111V110H56ZM237 111V110H236ZM239 111V110H238ZM15 112V111H14ZM20 112V111H19ZM29 112H27V113H29ZM52 112V111H51ZM18 113V112H17ZM17 113H14V115L16 116V114ZM44 113V114H45ZM55 113V112H54ZM232 113H233V111H232ZM8 114V113H7ZM7 114H5V115H7ZM9 114H10V112H9ZM9 114L6 116L7 118H9ZM34 115V113L32 112L31 113V115ZM39 114V113H38ZM42 114V113H41ZM43 114V115H44ZM5 115H4V117H5ZM13 114L11 113V115H10V118H13V117H11ZM19 115H21L20 117L22 118V114H18L17 116L19 117ZM24 115H25V113H24ZM31 115H29V119H30V116ZM35 115H36V113H35ZM34 115V116H35ZM40 115V114H39ZM42 115V116H43ZM58 115V114H57ZM76 115H78V114H76ZM264 115V114H263ZM14 116V117H15ZM33 116V117H34ZM3 117V116H2ZM18 117H15V119H17ZM20 117H19V119H20ZM35 117H37V116H35ZM41 117V116H40ZM178 117V121L177 120H175L176 118ZM9 118V119H10ZM25 118H26V115H25ZM31 118H32V116H31ZM38 118V117H37ZM44 118V120H46L45 118H47V115H46V117H41V119H43ZM51 117H49V119H50ZM75 118V117H74ZM77 118V117H76ZM82 118V117H81ZM18 119V120H19ZM23 119H24V116H23ZM27 119V118H26ZM55 119V118H54ZM12 119H10V121H11ZM32 120H34V118L32 119ZM36 120V119H35ZM40 120V119H39ZM44 120H41V125L43 124V122L42 121H44ZM73 120V119H72ZM20 121V120H19ZM28 121V120H27ZM31 121V120H30ZM29 121V122H30ZM55 121H57V120H55ZM6 122V121H5ZM18 122V121H17ZM36 122V121H35ZM46 124L48 123V121L46 122V121H44ZM11 123L13 124V132H14V130H16L17 128H16V124H14L13 123V121H11ZM16 123V122H15ZM20 123H22V121L20 122ZM31 123H32V121H31ZM44 123V124H45ZM54 123V122H53ZM4 124V123H3ZM5 124H7V123H5ZM33 124H35L34 122H33ZM37 124H39V123H37ZM43 124V126H45ZM72 124V123H71ZM75 124V123H74ZM77 124V123H76ZM19 125V124H18ZM25 125V124H24ZM24 125H23V123H22V127H24ZM32 125V124H31ZM40 125V126H41ZM50 124L48 123V126H49ZM56 125V124H55ZM80 125V124H79ZM143 125V124H142ZM244 125V124H243ZM20 126V125H19ZM89 125H87V127H88ZM98 126V125H97ZM130 126V125H129ZM128 126V127H129ZM1 127H2V125H1ZM26 127V126H25ZM36 127V126H35ZM53 127V126H52ZM133 127V126H132ZM134 127H136V125L134 126ZM137 127H138V125H137ZM145 127V126H144ZM16 128V129H15ZM27 128V127H26ZM40 127L38 126V129H39ZM49 128V127H48ZM57 128V127H56ZM85 128V127H84ZM89 128V127H88ZM87 128V129H88ZM101 128V127H100ZM104 128V127H103ZM106 128V127H105ZM104 128V129H105ZM119 128V127H118ZM122 128V127H121ZM140 128H141V126H140ZM139 128V129H140ZM244 128V127H243ZM30 129V128H29ZM32 129H34L33 128V125H32ZM45 129H47V125H46V128ZM50 129V128H49ZM86 129V130H87ZM94 129V128H93ZM98 129H99V127H98ZM124 129V128H123ZM122 129V130H123ZM126 129V128H125ZM132 129V128H131ZM142 129V128H141ZM144 129H146V128H144ZM244 129H246V128H244ZM23 130H27V129H23L22 128V132H25V131H23ZM48 130V129H47ZM51 130V129H50ZM49 130V131H50ZM62 130V129H61ZM72 130V129H71ZM94 130H96V128L94 129ZM106 130H108V127H107V129ZM127 130V129H126ZM125 130V131H126ZM137 130V129H136ZM8 131H9V129H8ZM11 131V130H10ZM19 131V130H18ZM28 131V130H27ZM29 131H31L32 132V130H29ZM35 131V130H34ZM33 131V132H34ZM42 131V130H41ZM41 131H39V133L41 132ZM44 131V130H43ZM80 131H82V129L80 130ZM79 131V132H80ZM98 131V130H97ZM100 131H102V130H100ZM99 131V132H100ZM127 131H130V130H127ZM138 131V130H137ZM143 130H141V132H142ZM0 132H1V130H0ZM46 132V131H45ZM44 132V133H45ZM84 132V131H83ZM108 132V131H107ZM106 132V133H107ZM120 132V131H119ZM135 132V131H134ZM4 133H7V134H5V136L6 137H8V135H9V133L8 132H4ZM15 133V132H14ZM14 133H11V134H14ZM16 133H19V132H17V130H16ZM15 133V134H16ZM35 133V132H34ZM38 133V132H37ZM57 133V132H56ZM85 133V132H84ZM83 133V134H84ZM93 133H94V131H93ZM103 133V132H102ZM101 132H100V134H102ZM105 133V132H104ZM123 133H124V131H123ZM130 133V132H129ZM139 133V132H138ZM162 133V134H163ZM62 134H63V132H62ZM85 134H87V133H85ZM99 134V133H98ZM108 134V133H107ZM110 134V133H109ZM141 134V133H140ZM178 134H175V135H177V139L178 138H180L179 136H178ZM254 134H256V135H258V137L257 138H255V139H253V135ZM23 135V134H22ZM36 135V134H35ZM38 135V134H37ZM43 136V132L41 133V134H39L38 136ZM45 135H46V133H45ZM45 135H44V137H45ZM65 135V134H64ZM96 135H97V133H96ZM95 135V136H96ZM120 135V134H119ZM123 135V134H122ZM124 135H125V133H124ZM133 135V134H132ZM142 135H143V133H142ZM141 135V136H142ZM83 136H86V135H83ZM93 136V135H92ZM140 136V135H139ZM140 136V137H141ZM36 137V136H35ZM43 137V139H49V136H47L48 138H44ZM59 137V136H58ZM62 137V136H61ZM67 137V136H66ZM94 137V136H93ZM103 137V136H102ZM101 137V138H102ZM109 137V136H108ZM120 137H123V136H120ZM127 137V136H126ZM146 137H147V134H146ZM170 137V138H169ZM234 137V138H233ZM256 137V136H255ZM9 138V137H8ZM8 138H6V139H8ZM29 138V137H28ZM85 138H87V137H85ZM92 138V137H91ZM100 138V137H99ZM150 138V137H149ZM174 138V137H173ZM237 138H239L238 140H237ZM10 139L11 138H9V141H10ZM43 139H42V142H43ZM59 139H60V137H59ZM83 139H84V137H83ZM93 139V138H92ZM95 137H94V142H95ZM97 139H98V137H97ZM96 139V140H97ZM119 139H122V138H119ZM153 139V138H152ZM160 139V138H159ZM175 139H176V137H175ZM182 139H180V142H185V140L183 139V141H181ZM62 140L64 141V139L62 138ZM89 140V139H88ZM99 140H102V139H99ZM127 140V139H126ZM125 140V141H126ZM172 140V139H171ZM174 140V139H173ZM8 141V142H9ZM31 141V140H30ZM52 141V140H51ZM56 141V140H55ZM59 141V140H58ZM65 141H66V138H65ZM87 141V140H86ZM135 141V140H134ZM150 141V140H149ZM148 141V142H149ZM152 141V140H151ZM177 141H179V139L177 140ZM176 140H175V142H177ZM21 142V141H20ZM28 142V141H27ZM45 142H50V141H45ZM44 142V143H45ZM62 142V141H61ZM92 142V141H91ZM102 142V141H101ZM137 142V141H136ZM139 142V141H138ZM168 142H170V143H168ZM174 142V141H173ZM4 143V142H3ZM30 143V142H29ZM35 143H36V141H35ZM40 143V142H39ZM43 143V144H44ZM63 143H67V142H63ZM69 143V142H68ZM82 143V142H81ZM131 143V142H130ZM129 143V144H130ZM134 143V142H133ZM144 143V142H143ZM37 144V143H36ZM47 144H49V143H46L45 145H47ZM54 144V143H53ZM62 144V143H61ZM70 144V143H69ZM102 144V143H101ZM101 144H100V146H101ZM5 145V144H4ZM12 145V144H11ZM28 145V144H27ZM50 145V144H49ZM48 145V146H49ZM60 145V144H59ZM67 145V144H66ZM85 145V144H84ZM104 146H105V144H103ZM107 145V144H106ZM38 146H40V145H38ZM61 146V145H60ZM64 146H65V144H64ZM88 146V145H87ZM95 146V145H94ZM128 146H130V145H128ZM166 146V145H165ZM6 147H9V146H6ZM11 147V146H10ZM33 147V146H32ZM35 147V146H34ZM42 147H43V145H42ZM50 147V146H49ZM66 147V146H65ZM83 147V146H82ZM106 147V146H105ZM131 147V146H130ZM167 147V146H166ZM219 147H221V149H222V151H219ZM13 148V147H12ZM44 148H45V146H44ZM44 148L42 149L43 151H44ZM67 148H68V145H67ZM97 148V147H96ZM95 148V149H96ZM102 148V147H101ZM110 148V147H109ZM168 148V147H167ZM46 149V148H45ZM48 149V148H47ZM46 149V150H47ZM58 149V148H57ZM65 149V148H64ZM83 149V148H82ZM87 149H89V147L87 148ZM94 149V148H93ZM105 149V148H104ZM108 149V148H107ZM125 149V148H124ZM36 150V149H35ZM40 150V149H39ZM49 150H51V149H49ZM49 150H47V152H43V153H41L42 154V157H41V159L43 158V156L46 158V159H44L45 161H47L49 158L48 157H51V155L50 156H48L49 155ZM55 150H56V148H55ZM59 150V149H58ZM100 149H98V151H99ZM106 150V149H105ZM151 150V149H150ZM164 150V153L166 152L165 151V149H163ZM37 151V150H36ZM53 150H51V152H52ZM68 151V150H67ZM67 151H65V152H67ZM71 151V150H70ZM88 151V150H87ZM168 151V150H167ZM34 152V151H33ZM54 152V151H53ZM63 152V151H62ZM97 152V151H96ZM102 152V151H101ZM123 152H124V150H123ZM128 152V151H127ZM1 153V152H0ZM9 153V152H8ZM25 153V152H24ZM31 153V152H30ZM39 153V152H38ZM44 153H45V155H44ZM81 153H84V152H81ZM103 153V152H102ZM101 153V154H102ZM144 153V152H143ZM10 154V153H9ZM27 154V153H26ZM60 154H61V151H60ZM63 154V153H62ZM68 154V153H67ZM88 154V153H87ZM90 154V153H89ZM168 154V152H166V154L164 155V156H166ZM12 155V154H11ZM17 155V154H16ZM37 155V154H36ZM39 155V154H38ZM96 155V154H95ZM98 155V154H97ZM134 155V154H133ZM170 155V154H169ZM41 156V155H40ZM55 156H58V155H55ZM54 156V157H55ZM59 156H61V155H59ZM86 156V155H85ZM84 156V157H85ZM99 156V155H98ZM104 156V155H103ZM146 156H148V155H146ZM11 157V156H10ZM30 157V156H29ZM66 157V156H65ZM167 157V156H166ZM64 158V157H63ZM71 158V157H70ZM69 158V159H70ZM83 158V157H82ZM88 158V157H87ZM91 158H93V157H91ZM95 158V157H94ZM93 158V159H94ZM104 158H105V156H104ZM110 158V157H109ZM187 158V157H186ZM191 158H194V156H188V164L190 165V162H189V160L191 159ZM12 159V158H11ZM30 159V158H29ZM40 159V158H39ZM40 159V160H41ZM73 159V158H72ZM72 159H70V160H72ZM75 159V158H74ZM79 159V158H78ZM90 159V158H89ZM93 159H92V161H93ZM97 159V158H96ZM99 159H101L100 157H99ZM150 159V158H149ZM167 159V158H166ZM183 159H185V158H183ZM3 160V159H2ZM18 160V159H17ZM44 160H42V161H44ZM109 160V159H108ZM107 160V161H108ZM111 160V159H110ZM172 160V159H171ZM179 160V159H178ZM176 161V162H178L179 163V161ZM192 160V159H191ZM51 161V160H50ZM75 161V160H74ZM74 161H73V164H74ZM81 161H82V159H81ZM85 162L87 161L86 159L84 160ZM90 161V160H89ZM181 161V160H180ZM187 161V160H186ZM5 162V161H4ZM7 162V161H6ZM14 162H16L15 160H14ZM59 162V161H58ZM70 162V161H69ZM72 162V161H71ZM78 162H80V161H78ZM97 162V161H96ZM96 162H95V164H96ZM99 162V161H98ZM112 162H113V160H112ZM182 162L183 161H181V165H182ZM3 163V162H2ZM9 163V162H8ZM7 163V164H8ZM90 163V162H89ZM100 163V162H99ZM106 163V162H105ZM135 163H137V162H135ZM147 163H149V162H147ZM152 163V162H151ZM200 163V166H197L198 164ZM6 164V165H7ZM15 164V163H14ZM87 164V163H86ZM85 164V165H86ZM93 164V163H92ZM98 164V163H97ZM104 164V163H103ZM177 164V163H176ZM184 164V163H183ZM20 165V164H19ZM18 165V166H19ZM64 165V164H63ZM76 166H78L79 165V163L78 164H75ZM80 165L81 166H83V164H81V162H80ZM79 165V166H80ZM88 165V164H87ZM157 165V164H156ZM184 165H186V164H184ZM192 165H190V166H192ZM4 166V165H3ZM61 166H62V164H61ZM66 166V165H65ZM81 166H80V168H81ZM99 166V165H98ZM124 166V165H123ZM178 165H176L175 167H173V168H176ZM183 166V165H182ZM189 166V167H190ZM196 166V167H195ZM17 167V166H16ZM34 167V166H33ZM43 167V166H42ZM42 167H41V169H42ZM51 167H53V165L51 166V164H50V168H49V165L47 166H44V168L41 170L42 172H40V176L38 177L37 176V174H36V176H37V178H36V180L38 179V180H40V182H39V186H40V189H39V191H38V194H37V190H35V188L36 187H32V189H33V191H34V193H33V195H30V196H28V198L27 199H29L28 201H32V202H34V207H36L35 209H38V207H37V204L36 203H38V205H40V207H39V209L37 210V211H40V208H41V214L39 215V214H35V216L36 215H39V216H41L40 218H38V220L40 219V222H38L39 223V225H35V227H40V230L42 231L41 233H40V235L39 236H37V238L38 239H40V241H39V245H37L38 243H36L35 244V241H34V239L36 238H33V236H32V234L34 233H32V232H29V228L31 229V230H33L34 229V227H30L32 224H33V222L32 221H30L29 220V222L27 221L28 219H30V218H26V216L28 217V215H27V211H25L26 209L24 208V209H22V208H15V204H14V202H13V204H12V209L10 208L11 206H10V203H9V206H7V204L8 203H6L5 204V202H7V201H5V199L6 198H3L4 199V203L2 204V206H7L6 208L4 207V208H2V210H1V212H0V215L3 217V216H5V215H8V217H10V219H11V225L8 227V228H10V230L9 229H7V230H9L7 233V237L5 238L6 239V244H7V246H8V248L7 249H5L6 251H0V264H2V263H4V262H7V264H35V263H37V261L36 260H39L37 257H39L40 259L41 258H46V257H44L45 255H47L48 254V250L50 249V247H51V249H52V242H53V240H51V234L53 233V230H52V222L53 221H51V219H50V214H49V211H48V209H49V203H51L50 201H51V193H53L52 191H51V188H52V182H51V177H50V175H51ZM73 167V166H72ZM75 167V166H74ZM84 167V166H83ZM90 167H92V166H90ZM116 167V166H115ZM114 167V168H115ZM154 167H155V165H154ZM167 167V166H166ZM171 167V168H172ZM181 167V166H180ZM183 167H185V166H183ZM10 168V167H9ZM15 168V167H14ZM13 168V169H14ZM18 168V167H17ZM21 168V167H20ZM27 168H29V167H27ZM31 168H32V166H31ZM63 168V167H62ZM61 168V169H62ZM92 168H94V166L92 167ZM96 168V167H95ZM117 168V167H116ZM121 168V167H120ZM170 168V169H171ZM191 168V167H190ZM16 169V168H15ZM30 169V168H29ZM28 169V170H29ZM64 169V168H63ZM78 169V168H77ZM82 169V168H81ZM87 169V168H86ZM154 169V168H153ZM176 169H178V168H176ZM175 169V170H176ZM201 169V170H200ZM11 170H12V168H11ZM37 170V169H36ZM58 170V169H57ZM57 170H56V172H57ZM60 170V169H59ZM58 170V171H59ZM64 170H67V168H65ZM83 170H85V167H84V169ZM82 170V171H83ZM109 170V169H108ZM151 170V169H150ZM179 170H181L180 168H179ZM182 170H183V168H182ZM5 171V170H4ZM30 171V170H29ZM55 170L53 169V172H54ZM78 171V170H77ZM79 171H80V169H79ZM78 171V172H79ZM81 171V172H82ZM87 171V170H86ZM107 171V170H106ZM136 171V170H135ZM171 171H172V169H171ZM170 171V172H171ZM8 172V171H7ZM11 172V171H10ZM12 172H13V170H12ZM16 172V171H15ZM61 172H62V170H61ZM66 172V171H65ZM80 172V173H81ZM92 172V171H91ZM110 172V171H109ZM112 172V171H111ZM169 172V173H170ZM176 172H178V171H176ZM180 172V171H179ZM191 172V171H190ZM29 173V172H28ZM71 173V172H70ZM90 173V172H89ZM88 173V174H89ZM135 173V172H134ZM154 173V172H153ZM11 174H13V173H11ZM16 174V176H17V173H14V175ZM67 175L69 174V173H66ZM66 174H65V176H66ZM82 174V173H81ZM83 174L85 175V173H84V171H83ZM87 174V175H88ZM91 174V173H90ZM94 174V173H93ZM97 174V173H96ZM100 174V173H99ZM103 174V173H102ZM107 174H108V172H107ZM110 174H112V173H110ZM2 175V174H1ZM24 175V174H23ZM39 175V174H38ZM53 175V174H52ZM72 175V174H71ZM71 175H69V176H71ZM136 175V174H135ZM173 175V174H172ZM171 175V176H172ZM22 176V175H21ZM31 176V175H30ZM54 176V175H53ZM64 176V175H63ZM91 176V175H90ZM96 176V175H95ZM139 176V175H138ZM168 176V175H167ZM170 176V175H169ZM171 176H170V178H171ZM186 176V175H185ZM187 176H188V174H187ZM9 177V176H8ZM14 177V176H13ZM24 177V176H23ZM32 177H35V176H32ZM72 177L74 178V176L72 175ZM71 177V178H72ZM81 177V176H80ZM85 177V176H84ZM109 177V176H108ZM107 177V178H108ZM110 177H112L111 175H110ZM134 177V176H133ZM136 177V176H135ZM12 178V177H11ZM25 178V177H24ZM54 178H56V177H54ZM53 178V179H54ZM67 178H69V177H67ZM81 178H83V177H81ZM87 178V177H86ZM86 178H84V180H86ZM103 178V177H102ZM102 178H100V179H102ZM113 178V177H112ZM111 178V179H112ZM128 178V177H127ZM137 178V177H136ZM169 178V177H168ZM15 179V178H14ZM89 179V178H88ZM105 179V178H104ZM117 179V178H116ZM11 180V179H10ZM28 179H26V181H27ZM33 180V179H32ZM36 180H33V181H31V183H33L32 185L33 186H35V184H36ZM62 180V179H61ZM67 180V179H66ZM70 180V179H69ZM78 180H81V179H78ZM120 180V179H119ZM172 180V179H171ZM6 181V180H5ZM12 181V180H11ZM29 181V180H28ZM34 181H36V182H34ZM63 181V180H62ZM61 181V182H62ZM68 181V180H67ZM73 181H74V179H73ZM75 181H76V183H74L73 184V182H72V184L73 185H75V184H77L78 185V181L75 179ZM81 181H83V180H81ZM89 181V180H88ZM111 181V180H110ZM17 182V181H16ZM38 182H37V184H38ZM84 182V181H83ZM115 182V181H114ZM27 183H30V182H27ZM59 183V182H58ZM65 183V182H64ZM81 183V182H80ZM85 183V186L84 187H86L87 185V183L86 182H84ZM83 183V184H84ZM98 183V182H97ZM109 183V182H108ZM116 183V182H115ZM6 184V183H5ZM18 184V183H17ZM36 184V185H37ZM62 184V183H61ZM89 184V183H88ZM94 184H96V183H94ZM93 184V185H94ZM106 184V183H105ZM110 184V183H109ZM14 184H12V186H13ZM72 185V186H73ZM96 185H98V184H96ZM11 186V187H12ZM18 186V187H17ZM16 186V184H15V187H17V192L15 191L16 189H15V187H14V189L15 190H13V191H15V193H17L18 195H20L18 192L22 189L21 188V184H20V187H19V184ZM55 186V185H54ZM59 186V185H58ZM65 186V185H64ZM83 186V185H82ZM91 186V185H90ZM140 186V185H139ZM146 186V185H145ZM1 187V186H0ZM23 187V186H22ZM38 187V186H37ZM60 187V186H59ZM77 187V190L79 189L78 187H80L81 188V184L80 185H78V186H76ZM89 187V186H88ZM96 187V186H95ZM99 187V186H98ZM97 187V188H98ZM9 188V187H8ZM58 188V187H57ZM62 188V187H61ZM68 188V187H67ZM83 188V187H82ZM104 188V187H103ZM13 189V188H12ZM37 189V188H36ZM64 189V188H63ZM86 189V188H85ZM94 189V188H93ZM113 189V188H112ZM26 190H27V192L29 191L27 188H26ZM56 190H59V189H56ZM74 190V189H73ZM82 190V189H81ZM95 190V189H94ZM98 190V189H97ZM137 190H139L138 189V187H137ZM23 191V190H22ZM67 191V190H66ZM142 191V190H141ZM21 192V191H20ZM30 192V191H29ZM59 192V191H58ZM57 191H56V194L55 195H57V193H58ZM71 192H73V191H71ZM74 192H76V191H74ZM73 192V193H74ZM83 192H84V190H83ZM96 192H98V191H96ZM104 192V191H103ZM150 192V191H149ZM26 193V192H25ZM60 193V192H59ZM62 193H63V191H62ZM77 193V192H76ZM76 193H74V194H76ZM81 193V192H80ZM86 193V192H85ZM4 194V193H3ZM6 194H7V192H6ZM10 194V193H9ZM22 194V193H21ZM27 194V193H26ZM30 194V193H29ZM54 194V193H53ZM79 194V193H78ZM89 194V193H88ZM140 194H141V192H140ZM145 194H146V191H145ZM2 195V194H1ZM0 195V196H1ZM16 195V194H15ZM17 195V198L16 199H21L22 197H20V196H18ZM54 195V196H55ZM81 195V194H80ZM79 195V196H80ZM90 195V194H89ZM61 196V195H60ZM73 196H75V195H73ZM78 196V197H79ZM144 196V195H143ZM150 196V195H149ZM149 196H147V197H149ZM9 197V196H8ZM12 197V196H11ZM63 197V196H62ZM65 197V196H64ZM68 197H70V195L68 196ZM91 197V196H90ZM99 197H101V196H99ZM105 196H103V198H104ZM151 197V196H150ZM1 198V197H0ZM13 198V197H12ZM15 198V197H14ZM67 198V197H66ZM80 198V197H79ZM95 198V197H94ZM23 199V202H24V199H26V198H22ZM86 199V198H85ZM96 199L98 200V198L96 197ZM155 199L157 200V198L155 197ZM176 199V198H175ZM11 200V199H10ZM79 200V199H78ZM91 200V199H90ZM95 200V199H94ZM2 201V200H1ZM1 201H0V203H1ZM20 201V200H19ZM55 202H56V200H54ZM64 201V200H63ZM92 201V200H91ZM99 201V200H98ZM109 201V200H108ZM107 201V202H108ZM111 201V200H110ZM20 202H22V200L20 201ZM86 202V201H85ZM100 202V201H99ZM136 202V201H135ZM191 202V201H190ZM28 203V202H27ZM62 203V202H61ZM72 203V202H71ZM95 203H96V201H95ZM109 203V202H108ZM152 203V202H151ZM174 203V202H173ZM5 204V205H4ZM25 204V202L24 203H22V205H24ZM29 204V203H28ZM36 204V205H35ZM52 204V203H51ZM82 204V203H81ZM87 203H85V205H86ZM107 204V203H106ZM114 204V203H113ZM117 204H118V202H117ZM176 204H177V206L179 205V202H176ZM175 204V205H176ZM30 205V204H29ZM97 205V204H96ZM104 204L102 203V206H103ZM120 205V204H119ZM138 205V204H137ZM100 206H101V204H100ZM111 206V205H110ZM142 206V205H141ZM144 206V205H143ZM142 206V207H143ZM152 206V205H151ZM163 206V205H162ZM161 206V207H162ZM166 206V205H165ZM174 206V205H173ZM173 206H168V207H173ZM182 206V207H181ZM8 207H9V211H10V213H9V211H8ZM30 207V206H29ZM31 207H32V205H31ZM33 207V208H34ZM85 207H87V206H85ZM99 207V206H98ZM107 207V206H106ZM117 207V206H116ZM123 207V206H122ZM121 207V208H122ZM139 207V206H138ZM145 207V206H144ZM143 207V208H144ZM158 207V206H157ZM178 207H180L181 209L183 208V205H179ZM178 207H174V210H175V208H178ZM204 207V206H203ZM81 208V207H80ZM91 208V207H90ZM103 208H104V206H103ZM114 208V207H113ZM119 208V207H118ZM146 208V207H145ZM147 208H148V206H147ZM99 209V208H98ZM153 209V208H152ZM160 209V208H159ZM158 209V210H159ZM170 209V208H169ZM173 208H171V210H172ZM185 210H186V208H184ZM183 209V210H184ZM208 209V208H207ZM30 210H33L34 211V209H30ZM100 210V209H99ZM123 210V209H122ZM141 210H142V208H141ZM150 210H151V208H150ZM155 210V209H154ZM153 210V211H154ZM157 210V211H158ZM183 210H182V212H183ZM185 210H184V214H186L185 213ZM36 211V210H35ZM60 211V210H59ZM102 211H104V210H102ZM109 211V210H108ZM110 211H111V209H110ZM169 211V210H168ZM176 211H177V209H176ZM181 211V210H180ZM187 211V210H186ZM205 211H207V210H205ZM233 211V212H232ZM61 212V211H60ZM80 212H82V211H80ZM147 212H148V210H147ZM150 212V211H149ZM152 212V211H151ZM155 212V211H154ZM59 213V212H58ZM153 213V212H152ZM101 214H102V212H101ZM106 214V213H105ZM121 214V213H120ZM128 214V213H127ZM144 214H146L145 212H144ZM156 214H158L157 212H156ZM155 214V215H156ZM161 214V213H160ZM159 214V215H160ZM174 214V213H173ZM179 214V213H178ZM192 214V213H191ZM191 214H190V216H191ZM227 214H226V216H227ZM230 214V213H229ZM228 214V215H229ZM108 215V214H107ZM110 215V214H109ZM109 215H108V217H109ZM116 215V214H115ZM114 215V216H115ZM119 215V214H118ZM132 215V214H131ZM136 215V214H135ZM134 215V216H135ZM149 215H151V214H149ZM177 215V214H176ZM181 215H182V213H181ZM187 215V214H186ZM198 215H200V214H198ZM31 216V215H30ZM81 216V215H80ZM111 216V215H110ZM114 216H113V218H114ZM130 216V215H129ZM128 216V218H130ZM173 216V215H172ZM182 216H184V215H182ZM195 216V215H194ZM193 216V217H194ZM8 217H7V219H8ZM107 217V216H106ZM106 217H104V218H106ZM112 217V216H111ZM110 217V218H111ZM136 217V216H135ZM138 217V216H137ZM152 217V216H151ZM165 217V216H164ZM196 217H201V215L200 216H197L196 215ZM228 217V216H227ZM24 218H26V221L28 222H24ZM37 219V217H34L33 219ZM85 218V217H84ZM87 218V217H86ZM90 218V217H89ZM124 218V217H123ZM134 218V217H133ZM133 218L131 219V220H133ZM143 218V217H142ZM192 218V217H191ZM195 218V217H194ZM194 218H193V220H194ZM198 218V219H199ZM9 219V220H10ZM35 219V221H37ZM76 219V218H75ZM80 219V218H79ZM118 219V218H117ZM165 219V218H164ZM164 219H162V221L164 220ZM172 219V218H171ZM174 219V218H173ZM177 219H178V217H177ZM197 219V220H198ZM61 220V219H60ZM77 220V219H76ZM82 220V219H81ZM85 220V219H84ZM107 220H109V219H107ZM121 220V219H120ZM125 220V219H124ZM124 220H122L123 221V224H124ZM144 220V219H143ZM188 219H186V221H187ZM192 220V219H191ZM200 220H206V219H203V218H201ZM227 220H230L231 222L229 223V222H227ZM34 221V220H33ZM105 221V220H104ZM115 221V220H114ZM118 221V220H117ZM135 221V220H134ZM5 222V221H4ZM7 222V221H6ZM9 222V221H8ZM30 222H32V224L30 223ZM91 222V221H90ZM93 222H95V221H93ZM112 222H113V220H112ZM116 222V221H115ZM119 222V221H118ZM136 222V221H135ZM140 222V221H139ZM159 222V221H158ZM164 222V221H163ZM189 222V221H188ZM198 222V221H197ZM29 223H30V225H29ZM105 223H106V221H105ZM108 223V222H107ZM138 223V222H137ZM154 223V222H153ZM156 223V222H155ZM192 223V222H191ZM190 223V224H191ZM4 224H6V223H4ZM82 224V223H81ZM88 224V223H87ZM92 224V223H91ZM102 224H104V223H102ZM121 224V223H120ZM129 224V223H128ZM134 224V223H133ZM146 224V223H145ZM157 225H158V223H156ZM156 224H154V225H156ZM186 224V223H185ZM83 225V224H82ZM98 225V224H97ZM109 225H112V224H110V222H109ZM113 225H115L114 223H113ZM117 225V226H116ZM115 226L116 227H118L119 225L118 224H116ZM130 225V224H129ZM147 225V224H146ZM145 225V226H146ZM74 226V225H73ZM88 226V225H87ZM94 226V225H93ZM100 226H101V224H100ZM104 226V225H103ZM107 226V225H106ZM120 226H122V225H120ZM136 226V225H135ZM140 226V225H139ZM149 226H150V224H149ZM161 226V225H160ZM172 226V225H171ZM81 227V226H80ZM83 227H85V225L83 226ZM153 227V226H152ZM177 227V226H176ZM73 228V227H72ZM106 228H108V227H106ZM120 228V227H119ZM123 228V227H122ZM128 228H130V227H128ZM146 228V227H145ZM91 229V228H90ZM94 229V228H93ZM103 229H104V227H103ZM157 229V228H156ZM191 229V228H190ZM4 230V229H3ZM39 230V231H40ZM72 230H74V229H72ZM71 230V231H72ZM86 230V229H85ZM102 230V229H101ZM111 230H112V228H111ZM111 230H109V232L111 231ZM114 230V229H113ZM152 230V229H151ZM155 229L153 228V231H154ZM160 230V228L158 229V231ZM5 231H6V229H5ZM34 231H35V229H34ZM75 231V230H74ZM87 231H88V229H87ZM86 231V232H87ZM106 231H107V229H106ZM105 231V232H106ZM128 231H130V230H128ZM150 231V230H149ZM161 231V230H160ZM193 231V230H192ZM94 232V231H93ZM109 232H108V234H109ZM154 232H156V231H154ZM172 232V231H171ZM191 232V231H190ZM226 232V233H225ZM90 233V232H89ZM95 233H98V232H96L95 231ZM102 233V232H101ZM170 233V232H169ZM180 233V232H179ZM35 234V233H34ZM112 234V233H111ZM115 234H116V232H115ZM114 234V235H115ZM125 234H127V233H125ZM124 234V235H125ZM134 234V233H133ZM138 233H136V235H137ZM226 234V235H225ZM54 235H55V233H54ZM70 235V234H69ZM73 235V234H72ZM92 235V234H91ZM99 235V234H98ZM98 235L96 236V237H98ZM113 235V234H112ZM111 235V236H112ZM168 235H170V234H168ZM220 235V234H219ZM61 236V235H60ZM64 236V235H63ZM76 236V235H75ZM78 236V235H77ZM83 236V235H82ZM105 236V235H104ZM103 236V237H104ZM110 236V235H109ZM108 236V237H109ZM120 236H122V235H120ZM129 236V238H130V235H128L127 234V236H126V238L125 239H129V238H127ZM139 236V235H138ZM221 236V235H220ZM1 237V236H0ZM55 237V236H54ZM66 237V236H65ZM85 237H88V236H85ZM114 237V236H113ZM143 237H145L144 235H143ZM148 237V236H147ZM219 237V236H218ZM263 237V238H262ZM37 238H36V240H37ZM82 238V237H81ZM95 238V237H94ZM99 238V237H98ZM150 238V237H149ZM148 238V239H149ZM168 238V237H167ZM83 239H85V238H83ZM110 239V238H109ZM121 239V238H120ZM125 239H123V240H125ZM132 239V238H131ZM133 239H134V237H133ZM132 239V240H133ZM112 240V239H111ZM114 240V239H113ZM113 240H112V242H113ZM116 240V239H115ZM114 240V241H115ZM135 240V239H134ZM52 241V242H51ZM55 241V240H54ZM86 241V240H85ZM98 241V240H97ZM104 241V240H103ZM110 241V240H109ZM121 241V240H120ZM119 241V242H120ZM148 241V240H147ZM173 241V240H172ZM226 241V240H225ZM228 241H230L229 240V238H228ZM227 241V242H228ZM56 242V241H55ZM70 242V241H69ZM83 242V241H82ZM91 242H93V241H91ZM111 242V241H110ZM124 242H127L128 244H129V241L128 240H126V241H124ZM123 242V243H124ZM134 242L135 241H132V243H133V245H136V243L134 244ZM154 242H156V241H154ZM75 243V242H74ZM77 243V242H76ZM86 243V242H85ZM97 243H99V242H97ZM101 243H103V242H101ZM140 243V242H139ZM185 243V242H184ZM193 243V242H192ZM2 244H5V242L4 243H2ZM6 244H5V246H6ZM113 244V243H112ZM121 244V243H120ZM126 244V243H125ZM124 244V245H125ZM127 244V245H128ZM190 244V243H189ZM234 244V243H233ZM1 245V244H0ZM90 245V244H89ZM92 245V244H91ZM97 245V244H96ZM100 245V244H99ZM99 245H97V248H98V246ZM114 245V244H113ZM119 245V244H118ZM124 245H123V247H124ZM130 245V244H129ZM132 245V247H135V246H133ZM143 246H144V244H142ZM173 245V244H172ZM171 245V246H172ZM235 245V244H234ZM248 245H250V244H248ZM251 245H253V244H251ZM4 246V245H3ZM84 246V245H83ZM232 246V245H231ZM88 247V246H87ZM92 247V246H91ZM118 247V246H117ZM127 247V246H126ZM136 247H137V245H136ZM135 247V248H136ZM146 247V246H145ZM158 247V246H157ZM165 247V246H164ZM167 247V246H166ZM187 247V246H186ZM238 247V246H237ZM245 247V246H244ZM261 247V246H260ZM2 248H4V247H2ZM90 248V247H89ZM96 248V247H95ZM102 248H103V246H102ZM128 248V247H127ZM130 248V247H129ZM135 248H133V249H135ZM143 248V247H142ZM179 248V247H178ZM184 248V247H183ZM187 248H190V247H187ZM232 248H233V246H232ZM245 248H247V247H245ZM244 248V249H245ZM250 248V247H249ZM248 248V249H249ZM254 248V247H253ZM84 249V248H83ZM94 249V248H93ZM92 249V250H93ZM106 249V248H105ZM108 249V248H107ZM112 249V248H111ZM118 249V248H117ZM119 249H121V248H119ZM118 249V250H119ZM125 249V248H124ZM131 249V248H130ZM147 249V248H146ZM152 249V248H151ZM182 249V248H181ZM180 249V250H181ZM229 249V248H228ZM250 249H252V248H250ZM249 249V250H250ZM259 249V248H258ZM1 250H3V249H1ZM100 250V249H99ZM99 250H96V251H98L99 252ZM126 250V249H125ZM163 250V249H162ZM169 250V249H168ZM179 250V249H178ZM193 250V249H192ZM195 250V249H194ZM193 250V251H194ZM198 250V249H197ZM246 250V249H245ZM256 250V249H255ZM254 250V251H255ZM104 251V253H105V250H103ZM108 251V250H107ZM106 251V252H107ZM111 251V250H110ZM114 251H116V250H114ZM127 251H130V250H127ZM133 251V250H132ZM132 251H130V252H132ZM138 251V250H137ZM89 252V251H88ZM87 252V253H88ZM109 252V251H108ZM142 252V251H141ZM170 252V251H169ZM173 252V251H172ZM171 252V253H172ZM176 252V251H175ZM178 252V251H177ZM91 253V252H90ZM100 253V252H99ZM98 253V254H99ZM104 253H100V254H104ZM110 253V252H109ZM113 253V252H112ZM121 253V252H120ZM123 253V252H122ZM126 253V252H125ZM135 253H137L136 251H135ZM190 253V252H189ZM248 253H250V254H248ZM56 254V253H55ZM99 254V255H100ZM107 254V253H106ZM113 254H115V253H113ZM127 254V253H126ZM129 254V253H128ZM134 254V253H133ZM142 254V253H141ZM148 254H149V252H148ZM147 254V255H148ZM168 254V253H167ZM176 254V253H175ZM178 254V253H177ZM199 254V253H198ZM229 254H227V255H229ZM257 254V253H256ZM95 255H96V253H95ZM109 255V254H108ZM111 255V254H110ZM119 255V254H118ZM179 255H180V252H179ZM105 256V255H104ZM103 256V257H104ZM153 256H156V255H153ZM182 256V255H181ZM181 256H180V258H181ZM191 256V255H190ZM258 256V255H257ZM106 257H107V255H106ZM114 257H115V255H114ZM122 257V256H121ZM119 258H120V256H119ZM130 258H131V256H130ZM138 258V257H137ZM156 258V257H155ZM185 258V257H184ZM230 258V257H229ZM43 259H41V261L43 260ZM112 259V258H111ZM146 259V258H145ZM228 259V258H227ZM260 259H262V260H260ZM46 260V259H45ZM45 260H43L44 262H45ZM96 260V259H95ZM99 260V259H98ZM103 260V259H102ZM106 260V259H105ZM113 260V259H112ZM116 260H118V257H117V259ZM126 260H128V259H126ZM131 260V259H130ZM133 260V259H132ZM163 260V259H162ZM171 260V259H170ZM62 261V260H61ZM84 261H85V258H84ZM83 261V262H84ZM99 261H101V259L99 260ZM176 261V260H175ZM181 261V260H180ZM179 261V262H180ZM56 262V261H55ZM90 262V261H89ZM94 262V261H93ZM109 262H110V260H109ZM112 262V261H111ZM136 262V261H135ZM163 262V261H162ZM46 263V262H45ZM116 263H118V261L116 262ZM176 263V262H175ZM41 264H44V263H41ZM47 264V263H46ZM86 264H89L88 263V261H86ZM103 264V263H102ZM108 264V263H107ZM119 264V263H118ZM133 264V263H132ZM151 264V263H150ZM153 264H155V263H153ZM178 264V263H177Z\"/></svg>",
    "mask_w": 264,
    "mask_h": 264
}]
</instances>
